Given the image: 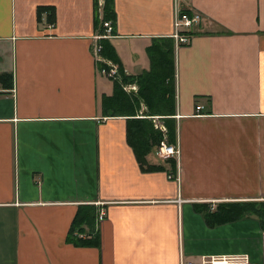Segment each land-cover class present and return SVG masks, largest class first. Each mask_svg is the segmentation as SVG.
I'll return each instance as SVG.
<instances>
[{"label":"crops","instance_id":"obj_1","mask_svg":"<svg viewBox=\"0 0 264 264\" xmlns=\"http://www.w3.org/2000/svg\"><path fill=\"white\" fill-rule=\"evenodd\" d=\"M105 1L96 22L94 0H0V74L13 80L0 85V264H264L258 215L215 227L204 215L264 203V0H111L106 39L127 75L151 70L153 43L174 41L176 138L163 141L180 154L162 159L159 145L153 171L128 143L131 117L102 107L116 80L94 55ZM182 12L201 21L176 47ZM87 206L96 216L75 243Z\"/></svg>","mask_w":264,"mask_h":264},{"label":"trees","instance_id":"obj_2","mask_svg":"<svg viewBox=\"0 0 264 264\" xmlns=\"http://www.w3.org/2000/svg\"><path fill=\"white\" fill-rule=\"evenodd\" d=\"M95 1L96 22L99 17V0ZM190 13V12H189ZM192 14V13H191ZM193 15V14H192ZM101 34L105 33L104 22L114 23L115 15L111 8V0L105 1L104 19ZM170 41V40H169ZM166 46L160 43H153L148 47L151 59V70L138 76L127 75L119 62L117 53L110 42L104 38L101 41L102 57L119 64L120 79L114 81V93L102 100V107L106 110L107 116H128L131 117L127 127V140L132 147L136 158L145 171L162 169L160 165H151L147 158L163 141L164 136L172 143L176 138V127L172 116L175 114V65H174V41ZM136 83L138 85L139 98L127 93L123 86ZM13 84L12 74H0V85L11 88ZM142 103L147 107V113L140 114ZM141 116V117H139ZM164 117V126L167 129L165 135L156 127L154 117ZM87 208V209H86ZM76 215L68 239L78 242V231L84 223L93 225L96 216V209L92 206L83 207ZM252 214L258 215L264 222V203L253 202L231 203L218 205L216 211L208 206L204 208V215L207 224L215 227L220 224L242 220ZM94 229V228H93ZM88 236V234H87ZM96 236V234H95ZM84 238V237H81ZM75 242V243H76ZM88 243L87 240L84 241Z\"/></svg>","mask_w":264,"mask_h":264},{"label":"built area","instance_id":"obj_3","mask_svg":"<svg viewBox=\"0 0 264 264\" xmlns=\"http://www.w3.org/2000/svg\"><path fill=\"white\" fill-rule=\"evenodd\" d=\"M201 21V15L200 14H193L192 16H189L188 14H182L180 16V18L175 19V33L173 35V38L175 39L176 42V47H179V45L182 44H189L191 41H189V38L187 36H183L181 35V30L183 28H189L195 24H199ZM104 26L107 28V30H105V34L101 37H108L110 36L112 33V23L110 21H107L104 23ZM101 50L102 47L101 46H96L95 50H94V55H95V61L99 64H103V67H110L111 68V74H110V78H114V79H118V68L116 65H114L113 63H111L110 61L105 60L102 55H101ZM101 68V69H102ZM1 92V90H0ZM199 109L201 107H198ZM158 128H160V130L166 134L167 129L164 125H157ZM166 137V136H165ZM180 151L179 148L177 146L171 145L167 142V140H164L161 145L159 146L156 155L162 159H169L171 157H179ZM106 217V212L105 211H101L100 215H99V221H104ZM249 262V258L248 257H234L231 258L230 260L222 258V259H213L211 258L210 260H204L203 263H193V262H189L186 264H248Z\"/></svg>","mask_w":264,"mask_h":264},{"label":"bare ground","instance_id":"obj_4","mask_svg":"<svg viewBox=\"0 0 264 264\" xmlns=\"http://www.w3.org/2000/svg\"><path fill=\"white\" fill-rule=\"evenodd\" d=\"M99 5H100V3H99ZM182 14H188L189 16H192V14H189V13H186V12H182V13H180L178 16H177V18L176 19H178V18H180V16L182 15ZM105 23V22H104ZM103 26H104V24H103ZM196 26H198L197 24H195V25H193V26H191V27H189V28H183L182 30H181V35H183V36H187L188 38H189V41H191V36L189 35V32H190V30L191 29H193V28H195ZM105 27V26H104ZM106 28V27H105ZM113 27H112V31H111V33L113 32ZM106 30H107V28H106ZM105 34V33H104ZM104 34H101L100 36H103ZM99 36V37H100ZM108 37H110V36H108ZM108 37H101L100 39H104V38H108ZM183 45H185V44H182V45H179V47L180 46H183ZM101 46V45H100ZM102 47V46H101ZM102 51V50H101ZM112 63V62H111ZM115 65V64H114ZM103 67V66H102ZM102 67H100V70H99V72L102 74V75H105V76H107L108 78H110L111 76H110V74H111V68L110 67H104V68H102ZM102 68V69H101ZM118 76H119V79H120V75H119V69H118ZM111 79H114V78H111ZM115 80V79H114ZM117 80V79H116Z\"/></svg>","mask_w":264,"mask_h":264},{"label":"water","instance_id":"obj_5","mask_svg":"<svg viewBox=\"0 0 264 264\" xmlns=\"http://www.w3.org/2000/svg\"><path fill=\"white\" fill-rule=\"evenodd\" d=\"M131 93L134 94V95H136L139 98V95L137 94L136 89H134V88L131 89Z\"/></svg>","mask_w":264,"mask_h":264}]
</instances>
